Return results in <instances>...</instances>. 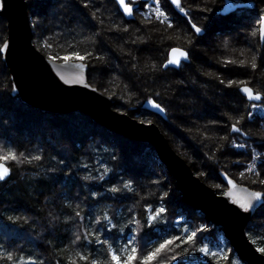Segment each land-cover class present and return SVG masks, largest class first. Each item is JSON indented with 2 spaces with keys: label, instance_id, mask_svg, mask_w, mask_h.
<instances>
[{
  "label": "trees",
  "instance_id": "1",
  "mask_svg": "<svg viewBox=\"0 0 264 264\" xmlns=\"http://www.w3.org/2000/svg\"><path fill=\"white\" fill-rule=\"evenodd\" d=\"M162 1V10L168 14L172 21L173 27L171 28L157 21L154 15H149V11L138 7V10L135 11V18L127 20L119 12L113 0H91L86 9L80 7L79 0H39L38 5L41 9H37L35 17L41 16V18L33 19L36 22H41L40 32H38V28L36 29L37 26L33 25V19H30L34 30H36L33 42L46 56H64L69 53L70 49L78 51L81 56L85 52H91L92 57H86L84 60L88 65L99 63L104 66L111 63L115 69L117 67L115 62L119 60L121 68L126 69L130 75V82L135 85V88L146 85V82L155 83L158 81L161 83L164 77L166 79L163 80V83L170 81L171 85L180 82V80L189 82L199 80L203 81L205 93L211 89H218L220 91L218 96L222 100L230 101L231 99L235 102L234 99H237L239 106L227 104L228 110H223L219 116H217L218 114L209 116L207 111L200 106L201 102L206 100L203 96L200 97L201 101L200 99L196 100L198 105L196 108L197 124L191 128L192 135L196 140L191 145L188 144L181 148V153L187 158L192 171L198 176L203 175L202 180L213 187L217 193L224 192V184L220 178L222 171H225L238 183L264 192V184L259 183L260 180H264V141L260 145L255 138V143L260 146L257 147L256 159L253 160V147L242 149L235 147L234 144L244 143V139H241L243 136L238 133L230 131L231 125L236 124L238 118L243 119L240 120L237 127L245 129L244 127L247 125L252 129L259 130L261 118L253 115L251 119H248L247 113L251 111L252 103L242 96L236 84L231 87L225 86L228 80L243 81L254 91L264 93V53L263 56L259 54L260 48L264 49V44L258 41L257 37L250 35L255 26H243L242 23H236L235 26L244 31L241 39L236 40L230 36L231 31L236 28L231 26L233 23H230V16L228 17L230 14L224 16L219 14L224 0H207L209 3L207 11H210L212 7L214 14H217L214 15L217 22L213 23L211 32L204 23V16L201 17V14H206L204 9H195L194 4L189 0H181L182 6L188 12V16H185L166 0ZM235 1L243 2L247 8L251 9H255L258 1L264 3V0ZM143 11L145 15L141 14ZM93 14H95L94 20L92 19ZM231 15L233 14L231 13ZM255 18L256 16L253 14V19ZM189 20L202 27L205 30L203 34L205 36H209L210 33H214V35L222 33L217 44L220 45L216 54L219 60L218 64L210 65L211 68H208L204 63L196 62L194 64L191 62L192 55L190 54L189 61L182 63L178 68L164 69L162 65L168 57L165 51H169L173 46H178L175 40L180 32L190 33L192 40L199 36L194 34ZM127 26H132V31L147 32L152 38L165 36L169 40L161 50L155 70L146 68V71L145 68L138 65L139 60L136 59L133 64L120 60L119 55L110 49L109 44L117 40V33L123 34L122 30ZM241 52L245 53L244 57H241ZM253 54L258 57L256 62H261L256 70L250 68ZM144 58L141 59L143 62ZM241 58H246L248 62L244 67L237 66ZM213 59L215 58L213 57ZM225 60H234L236 64L225 65ZM214 68L215 71L222 72L220 76L215 72L212 73ZM207 69L211 74H207V79L200 78V72ZM88 70L91 68L89 67ZM244 71H247L249 76L241 78ZM4 73L9 76L7 70ZM121 76L118 75L119 81L114 86L113 93L127 99L124 100L125 102L116 101L115 109L126 112L140 121H158L167 133L166 120L145 110L143 105L150 98L155 100L165 109L168 119V102L143 87H141V91L139 88L136 91L133 87L132 93L127 95L128 85L124 84ZM220 80H223L224 84H221ZM11 86V82L7 84L6 91L0 87V113L4 117L1 120L0 116V151L7 152L11 149L17 153H24L25 156L40 154L42 160L33 161L31 164L9 162L8 166L12 169V175L6 182H0V219L3 220V225L11 226H0V245L13 251L14 254L22 253L25 256L32 254L43 259L45 264H55V257L61 254L59 249L68 243L72 233L83 227H89L90 230L88 216L95 217L106 211L109 216L114 217L113 223L117 225L115 229L111 230L110 239H115L122 246L130 235L135 234L136 247L143 249L142 252L138 251L137 256L146 254L164 239L183 236L185 229L190 233L201 226H206L207 231L198 233L196 247L207 244L213 251L231 250L230 261L221 259L219 264H248L241 260L224 237L220 227L209 222L203 212L182 200L176 179L168 172L154 146L141 143L139 146H133L130 149L131 155L126 156L118 143L120 136L94 125L84 116L79 114L77 117L59 115L61 120H56L53 118H57L58 115L38 112L26 106L24 107L29 110L27 114L16 109L12 104L13 101H19L21 106L22 103L19 98L12 95ZM231 91L234 93H230ZM197 94L200 93L197 91ZM206 104L211 106L208 102ZM235 111H238L237 115L233 114ZM210 118H218L219 125H214L215 122H211ZM234 136H241V138H234ZM113 153L116 156L115 160L112 159ZM53 157L55 160L52 159ZM60 160H64L65 164H58L57 162ZM98 162L107 164L111 170L108 176L102 181L99 179L83 180L82 177L88 173L77 166L87 164L91 175L97 176L100 168ZM249 164L256 166V171L260 173L259 176L245 171ZM130 179L135 182L133 185L135 192L128 193L129 198L100 199L97 197L95 200L98 203H94V198L89 195L90 192L95 191L111 197L112 194L106 193V189L113 184H119L120 181ZM164 192L169 193L163 201L168 209L167 212L158 224L151 228L144 226L142 217L145 214V204L151 203L154 207H158L159 197ZM77 205H79L82 215H85L83 225L73 223L68 219L70 213L76 210ZM129 209L132 210L131 213ZM132 215L141 219V226L136 227L134 233L133 226L128 225V220ZM9 216L19 219L15 224H12L7 219ZM125 225L128 226L125 227ZM120 228H123V232L118 231ZM246 233L257 248H264V205L259 208L248 223ZM114 246L116 245L114 244ZM95 247L99 251H106V249H99V246ZM185 247L188 248V252H185ZM173 255L177 256L178 260L183 259L185 264H217V261L211 257L193 250L191 244L181 245L180 248L173 247L171 251L163 253L153 264H167Z\"/></svg>",
  "mask_w": 264,
  "mask_h": 264
},
{
  "label": "water",
  "instance_id": "2",
  "mask_svg": "<svg viewBox=\"0 0 264 264\" xmlns=\"http://www.w3.org/2000/svg\"><path fill=\"white\" fill-rule=\"evenodd\" d=\"M113 1L119 12L127 20L135 18L136 10L132 16H126L116 0ZM168 1L171 4V0ZM235 10L230 13L221 11V15L231 14ZM0 17L8 21V36L5 43L9 45V48L1 55L11 73L12 95L14 97H20L23 103L43 112L66 114L80 111L91 118L93 122L116 134L154 146L160 160L176 179L182 200L189 206L203 212L209 222L221 228L224 237L232 245L241 260L248 264H264V253L256 251L257 247L246 233L248 223L257 209L263 205L264 200L254 202L248 212H243L237 204L233 203V200L237 198L241 200L245 198L246 193L241 189L259 190L238 183L223 171L220 172L221 181L226 186L223 193H217L214 188L202 183L197 176L193 175L192 169L174 153L168 140L160 133L155 122L140 121L128 113L117 112L110 108L113 104L111 97L103 95L88 82V68L85 73L88 87L79 84H66L61 79V75L72 78L76 74V70L71 67L60 66L62 61L58 60L55 61L56 67H54L53 61H49L48 56L35 46L25 0H7L5 9L0 11ZM204 33L205 30L199 34ZM261 43L264 44V42ZM173 47L185 49L181 46ZM169 68L176 69L178 67L169 66L164 69ZM241 94L246 98L243 93ZM143 108L161 116L164 120L167 118L166 111L159 112L148 102L143 105ZM229 179L237 186L235 189H231L227 183ZM230 190L232 196H225L224 193Z\"/></svg>",
  "mask_w": 264,
  "mask_h": 264
},
{
  "label": "snow or ice",
  "instance_id": "3",
  "mask_svg": "<svg viewBox=\"0 0 264 264\" xmlns=\"http://www.w3.org/2000/svg\"><path fill=\"white\" fill-rule=\"evenodd\" d=\"M7 0H0V11H3L6 7ZM91 3V0H79V5L81 8H88ZM116 3L119 5L123 14L126 16H132L135 10L137 9V4L139 0H116ZM171 4L174 5L181 13L185 16H188L187 10L182 6L181 0H171ZM143 7L149 10V15H154L156 20L160 23L166 24L168 28L173 27L172 21L169 18L168 14L162 10L161 0H152V3H144ZM239 5L233 3V0H224V4L221 11L225 13H230ZM147 18V17H145ZM92 19H95V14L92 15ZM191 23V20H189ZM191 28L195 31V33L199 34L204 29L202 27L197 26L195 23H191ZM124 32H127L128 29L124 28ZM251 36L257 37L258 41L264 42V13L258 14V27H254V29L250 33ZM51 47V45H49ZM9 48V45L5 43L3 47H0V53L6 52ZM250 51V49H249ZM241 57L245 56L244 52L240 53ZM86 57H92L91 52H85L83 56L80 55L78 51L74 49H70L69 53L64 56H48L49 61H53V66L56 67L55 61L60 60L62 64L60 66L68 68H74L76 70V74L72 78H66L61 75V79L64 80L66 84L69 85H84L88 87L89 85L86 83L85 73L88 68V65L84 62ZM74 58V59H73ZM99 59V57H97ZM257 55L253 54L252 60L250 63V68L252 70H256L257 65ZM189 60V51L186 49L172 47L169 51V58L165 61L162 67L167 68L169 66L179 67L183 61ZM225 65L228 64H236L234 60H225ZM248 64L246 58H241L237 66L244 67ZM221 84H224L223 80H220ZM234 84L238 86V91L243 93L248 101L253 102L251 104L252 109H256L258 105L255 103L256 101H260L264 104V93L259 91H254L251 87H248L247 84L243 81H233L228 80L226 87H231ZM239 85H243L240 87ZM95 91V89H93ZM159 96V94H156ZM148 103L152 105L159 112H164L165 109L161 106L160 103H157L155 100L151 98L148 100ZM253 113L249 111L247 113V118L251 119ZM243 118H238L236 124L231 125L230 131L232 133H238L243 136H248V133L242 132L240 127H237V124L240 123V120ZM226 139V137H225ZM235 147H245V145L234 144ZM253 160L256 159V155H253ZM55 160V157L52 158ZM112 159L115 160L116 156L113 153ZM42 155H28L25 156L24 153H17L14 150H8L7 152L0 151V182H6L12 175V169L8 166L9 162L15 163H23L27 162L31 164L33 161H41ZM60 165H64L65 161L60 160L57 162ZM100 168L98 169V175L93 176L90 173L89 165L83 164L78 165L77 167L82 168L83 171L88 173L82 177L85 181H90L94 179L104 180L106 176H108L111 171L107 164L100 163ZM245 171L250 173H255L257 176L260 175L258 171H256V166L254 164H249V166L245 169ZM243 175V173H241ZM133 180L120 181L119 184H113L110 188L106 189V193H111L112 196L108 197L106 194L101 195L98 192L92 191L89 193L90 197L94 198V203H98L95 198L99 197L100 199H126L128 197V193H134L135 189ZM159 183V181H156ZM227 183L231 186V189H235L237 186L233 183L232 180H228ZM255 183V182H254ZM260 184H264V180L259 181ZM246 193V196L243 200L237 198L233 200V203L237 204L240 210L243 212H248L253 203L256 201L264 200V192L262 191H250L246 188L241 189ZM169 195L168 192H164L162 196L159 197V206L154 207L151 203H146L144 207V215H143V225L149 228L158 224L161 221L163 215L167 212V208L163 203L164 198ZM225 196L231 197L232 191H228L224 193ZM131 209L129 212L131 213ZM12 224L16 223V220L19 219L9 216L7 218ZM68 219L72 220L73 223H78L80 225L84 224L85 215H82L81 210H79V205L76 206V210H73ZM114 217L109 216V214L105 211L100 215L95 217L88 216V224L89 227H83L82 229H78L76 232L72 233L71 238L68 243L63 246V248L59 249L60 255L55 257V264H153L154 261H158V258L167 251H171L173 247L180 248L181 245H189L191 244L193 250L202 253L204 256H209L213 260L219 261L221 259L225 261H230L229 253L231 250H216L213 251L207 244H204L200 247H196L197 236L198 233L207 231L206 226H201L196 231L188 232L187 229L184 230L183 236H172L169 239H164L163 242L158 243L156 247L152 248V250L148 251L146 254L137 256L138 251H143V249H138L136 247V235L132 234L127 238V242L122 246L117 243L115 239H110L112 235V229L117 227L116 224L113 223ZM128 225L133 226V233L135 232V228L141 226V219H137L136 215H132L128 220ZM128 225H125L127 227ZM0 226L10 227L11 225H3V220L0 219ZM119 232H123V228L118 230ZM107 234V235H105ZM114 244L116 246H114ZM95 246H99V249H106V251H99ZM79 249V250H76ZM256 251L264 253V248H257ZM185 252H188V248L185 247ZM66 253V254H65ZM185 264L183 259L178 260L177 256L173 255L168 260L167 264ZM0 264H45L43 259L38 258V256L29 254L27 256L20 254H14L13 251H9L0 245Z\"/></svg>",
  "mask_w": 264,
  "mask_h": 264
},
{
  "label": "rangeland",
  "instance_id": "4",
  "mask_svg": "<svg viewBox=\"0 0 264 264\" xmlns=\"http://www.w3.org/2000/svg\"><path fill=\"white\" fill-rule=\"evenodd\" d=\"M166 1L169 3L168 0H166ZM189 1L192 4H194L195 9L198 8V10H200V9L205 10L206 14L205 13L201 14V17H202V15L204 16L203 17L205 19L204 23L208 26L207 28L211 32V29H212L211 27H212L213 23L217 22L216 18L214 17V15H217L216 13L214 14V8L211 7L210 11H207V8L209 5L207 0H189ZM25 3H26V10H27V13H28V16L30 17V19H33V18L37 19L39 17L41 18V16L35 17V16H37V14H36L37 9L38 10L41 9V7L39 8V5H38L39 0H25ZM144 3L151 4L152 0H139V3L137 4L139 9L149 11L148 9L143 7ZM196 3H198V4H196ZM257 3H258V5L255 6V9H251V8L249 9V8L245 7L244 9L242 8V9H239L236 12L232 13L233 15H231V14L228 15V17L230 16L229 17L230 23H233V25L231 24L232 28L236 27L235 26L236 23H242L243 26L244 25L245 26H248V25L253 26L254 25L256 27V25H257V27H258V14L264 13V3L259 2V1ZM222 4H221V6H222ZM162 5H163V1L161 0V7H162ZM141 14L145 15L144 11ZM253 14L256 16L255 19H253ZM33 22H34L33 25L37 26L36 29L38 28L37 30H38V32H40L41 22H36V20L34 21V19H33ZM30 24H31V29H32V33H33V38H34L36 30H34L35 28L32 25L31 20H30ZM127 29H128V31L124 32L123 34L117 33L118 36H116V37H118V38L116 41H114V43L111 42V44H109L110 49L115 51L119 55L120 60H125V62L127 61L130 64H133L135 59H136V60H139V62H138L139 66H141L145 69L147 68L150 70L151 69L155 70L156 66H157L156 63L161 56V50L164 49L166 43L168 44L169 40H167L165 38V36H163V38H159V37L152 38L151 36H149V34L147 32L145 33L141 30L140 31H132L133 30L132 26H127ZM122 32H123V30H122ZM243 32L244 31L242 28L236 27L235 30L231 31L230 36L236 40L241 39V35L242 36L244 35ZM5 34H6V36L4 37ZM194 34H196V36L198 35L197 33H195V31H194ZM226 34H227V32H226ZM221 35H222V33H220L219 35H214V33H210L209 36L199 35V36L195 37L196 39L192 40L190 33L185 34L184 32H180L179 36L177 37V40H175L177 42H175V43H178V46H181V47H183L189 51V53L192 55V60H191L192 63H194V64H196V62H199V64L204 63V64H206V66L208 68H211L210 65L211 66L216 65L219 62L216 54L220 48V45H217V44H218V39L221 37ZM7 36H8V21L6 19L0 17V47H2L3 44L5 43V41L7 40ZM155 48H158V49H155ZM152 50H154V51H152ZM263 51H264V49L260 48L259 54L262 56L264 53ZM165 53L168 54L169 51H165ZM110 57H112V56H110ZM213 57L215 59H213ZM142 58H144V62L141 60ZM263 62H264V60H263ZM85 63L88 65L87 62H85ZM257 64H258V68H259V65L261 64V62L258 61ZM115 65L117 66V67H115V69H117V72H115L114 65L111 63L108 65H104V66L100 65L99 63L92 64V65L89 64L88 69L90 67L91 70H87L88 82L93 87H96L97 91L101 92L103 95L111 97V99L113 100V104L110 108L114 111H117V112H123V111H119V110L115 109L114 103L116 101H120V100L124 101L125 99H127V98H124L123 96H120L117 93H115V94L113 93V88H114V86H116V84H118V81H119V79H117L119 74L122 75L121 78H122V81H124V84L128 85L127 95H130V93H132L133 87L136 91H138L139 89L141 91V87H143L147 91L148 90L153 91L155 95L158 93L159 97L162 100L164 99L166 102H168L167 110L169 112V117H168V119L166 118V123L168 125V132L166 133L164 131V128L161 126V124L158 121H152V122H155L160 133L162 135H164L167 140L168 139H169V141L171 140V142H169V141L168 142H169L171 148L173 149L174 153L180 159H182L186 163V165H188L189 167H190V165H189L190 163H188L187 158L184 156V154L181 153L182 152L181 148L188 146V144L191 145L192 142H194V140H196L193 137L192 132H191V128L194 127L195 124H197L196 120L198 118L196 116V108L198 107V105L196 104V100L200 99V101H201L202 98H200V97H202V96L204 99H206L205 101H202L203 103L201 102L200 106H202L207 111L209 116L210 115L216 116V114H218L217 116H219L223 110H228L229 107L226 106L227 104H229V105L233 104L235 106H239V103H237V99H234V100H236L235 102H233V100H231V99H230V101L229 100H227V101L222 100L218 96L220 94V91L218 89H215V90L211 89L210 91H207L205 93L204 87L202 84L203 81L200 82L199 80L198 81H191V82H189L187 80L186 81L180 80V82H175L174 85L173 84L171 85L170 81L163 83V80L166 79L164 77V79L161 81V83H159L158 81L155 83L146 82V85L144 84L143 86H141V85L139 87L137 86V88H139V89H137V88H135V85L132 84V82H130V75H128V73L126 72V69L124 67L121 68V62L119 60H117L115 62ZM147 69H146V71H147ZM5 70L8 71L9 76H7L4 73ZM209 71H210L209 69H207L203 72L201 71L200 72V78H202V79L206 78L207 74H211ZM214 72H215V74H217L219 76L222 73L221 71H218V70L215 71V68H214V71H212V73H214ZM242 74L243 75L240 76L241 78H245L246 76L247 77L249 76V73H247V71L242 72ZM260 75H261V73H260ZM88 76H89V78H88ZM191 80H193V79H191ZM0 82H1L0 87L3 91H6L5 89H7V84H9L10 82L12 83L11 73H10L9 68L6 66V64L2 58L0 59ZM10 89H11L10 91H12L13 83H12V86L10 87ZM197 91L200 93L199 95L197 94ZM263 91H264V89H263ZM230 93H234V91H231ZM196 95H198V96H196ZM16 98H19V100L22 103V106H21V105H19V103H20L19 101L14 100L12 104L14 105V107H16V109H20V111H23L24 113L26 112V114H27V112L29 110L24 107V106H26L28 108H32L34 110H37L38 112H43L42 110L35 109L32 106H29L28 104L23 103L20 97H16ZM206 102H208L211 106H207L208 104H206ZM256 104L258 105V107L256 109L251 108V112L256 117L261 118V128H259V130L258 129H252L251 127L245 125L244 128L247 130L243 129V127H242L241 131L248 133V136L241 135V136H243L242 138H241V136H234V138L244 139V143H239V145L246 144L245 147H253V154H255L257 147L262 145V142L264 141V135H263L264 134V104H262V103H256ZM237 112L238 111H235L234 113L233 112L232 113L237 115ZM43 113L48 114L49 112H43ZM123 113H126V112H123ZM33 114H35V113L33 112ZM49 114L58 115L57 118H55V117L53 118L56 120L60 119L59 115H63V116L64 115H74V117H77L79 114L81 116L88 118L90 120V122L93 123L94 125L105 128L104 126H101L100 124L93 122V120L91 118H89L86 114H84L80 111H76L73 113H66V114H63V113H49ZM30 115L32 116V114H30ZM0 116H1V120H2L4 117L2 116L1 113H0ZM210 120H211V122L212 121L215 122L214 125H219L218 118H210ZM250 121H254V120H250ZM105 129H107V128H105ZM107 130H109V129H107ZM257 130L260 132L258 133ZM168 134H169V138H168ZM117 135L121 137V138H118V143L120 144V146H121V148L124 151V154L126 156L131 155L130 149L133 146L136 147V146H139L141 143H144V142H138V141L133 140L131 138H127L121 134H117ZM255 138L257 139V142L260 145L255 143ZM146 144H148V143H146ZM148 145H150V144H148ZM242 148H244V147H238V149H242ZM139 153H141V152H139ZM135 155H137V154H135ZM258 158H260V157H258ZM193 175L197 176V178L200 179V181L202 183H204L205 185H208L206 182H204L202 180L203 175L198 176L195 173ZM225 189H226V186L224 184V191H225ZM251 189L259 190L256 188H251ZM259 191H261V190H259ZM257 211H256V213H257ZM255 214H254V216H255Z\"/></svg>",
  "mask_w": 264,
  "mask_h": 264
},
{
  "label": "flooded vegetation",
  "instance_id": "5",
  "mask_svg": "<svg viewBox=\"0 0 264 264\" xmlns=\"http://www.w3.org/2000/svg\"><path fill=\"white\" fill-rule=\"evenodd\" d=\"M233 2L236 3V4H240L239 7H238L234 12H236L237 10L242 9V8L244 9V8L246 7V5H245L243 2H239V1H235V0H233ZM223 3H224V1H223ZM222 5H223V4H222ZM221 8H222V6H221ZM221 8H220V9H221ZM246 8H247V7H246ZM249 9H250V8H249ZM234 12H233V13H234ZM219 14H221V10H219ZM223 16H224V15H223ZM131 20H132V19H131ZM192 30H193V29H192ZM198 35H200V34H198ZM202 35H203V34H202ZM167 58H168V57H167ZM166 60H167V59H166ZM242 96H243V95H242ZM245 99H246V98H245ZM246 100H247V99H246ZM247 101H248V100H247ZM248 102H249V101H248ZM256 102H257V101H256ZM252 103H253V102H252Z\"/></svg>",
  "mask_w": 264,
  "mask_h": 264
},
{
  "label": "bare ground",
  "instance_id": "6",
  "mask_svg": "<svg viewBox=\"0 0 264 264\" xmlns=\"http://www.w3.org/2000/svg\"><path fill=\"white\" fill-rule=\"evenodd\" d=\"M224 172H225V171H224ZM261 191H262V190H261ZM263 204H264V203H263ZM258 209H259V208H258ZM258 209H257V210H258Z\"/></svg>",
  "mask_w": 264,
  "mask_h": 264
}]
</instances>
